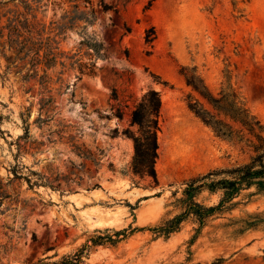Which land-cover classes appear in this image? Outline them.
Returning a JSON list of instances; mask_svg holds the SVG:
<instances>
[{
	"label": "rangeland",
	"instance_id": "1",
	"mask_svg": "<svg viewBox=\"0 0 264 264\" xmlns=\"http://www.w3.org/2000/svg\"><path fill=\"white\" fill-rule=\"evenodd\" d=\"M88 1L92 24H76L85 0H0V264L84 246L81 264H264V230L229 237V215L157 232L189 181L249 160L189 112L179 70L195 67L214 94L229 76L264 125V0ZM150 88L162 101L157 182L136 186L123 132ZM245 212H264V197L232 217Z\"/></svg>",
	"mask_w": 264,
	"mask_h": 264
},
{
	"label": "trees",
	"instance_id": "2",
	"mask_svg": "<svg viewBox=\"0 0 264 264\" xmlns=\"http://www.w3.org/2000/svg\"><path fill=\"white\" fill-rule=\"evenodd\" d=\"M85 2L91 5L88 0ZM98 8L102 12L112 10L103 1L99 3ZM79 10L80 7L76 4V24L80 21L94 23L96 10L92 5L89 15ZM155 39L154 28L146 31V44L151 45ZM83 42L93 51L95 57H102V45L90 39ZM179 74L190 90L185 100L189 112L217 138L239 147L242 153H248L250 156L243 164L214 170L189 181L182 196L174 203L180 213L166 221L157 232L163 235L175 233L189 218L194 219L199 229H202L210 220L225 219L226 215L231 217L223 224V230L229 237H238L250 230H264V212H245L244 216L232 217V212L239 206L246 207L254 197H264V125L250 112L229 76L226 77L225 83H221L219 92L214 94L195 67H181ZM161 106L160 93L150 88L131 113L130 126L136 130L127 129L123 132V136L133 143V155L127 168V175L136 186L145 179L157 182L156 162ZM41 180H38L39 183L43 182ZM204 194L216 197L217 201L212 205L205 204L201 199ZM85 251L84 246L74 255L63 257L61 261L53 263L40 261L38 264H81Z\"/></svg>",
	"mask_w": 264,
	"mask_h": 264
}]
</instances>
